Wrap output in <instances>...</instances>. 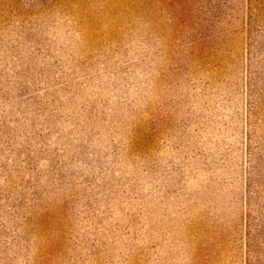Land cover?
<instances>
[{
  "label": "rangeland",
  "instance_id": "1",
  "mask_svg": "<svg viewBox=\"0 0 264 264\" xmlns=\"http://www.w3.org/2000/svg\"><path fill=\"white\" fill-rule=\"evenodd\" d=\"M0 264H264V0H0Z\"/></svg>",
  "mask_w": 264,
  "mask_h": 264
}]
</instances>
